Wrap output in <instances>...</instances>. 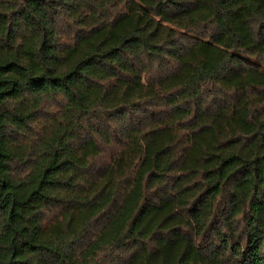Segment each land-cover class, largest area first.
Returning <instances> with one entry per match:
<instances>
[{
    "label": "trees",
    "instance_id": "1",
    "mask_svg": "<svg viewBox=\"0 0 264 264\" xmlns=\"http://www.w3.org/2000/svg\"><path fill=\"white\" fill-rule=\"evenodd\" d=\"M0 264H264V0H0Z\"/></svg>",
    "mask_w": 264,
    "mask_h": 264
}]
</instances>
